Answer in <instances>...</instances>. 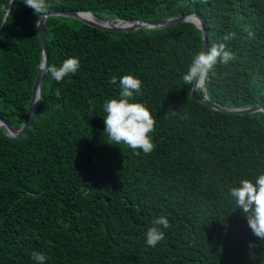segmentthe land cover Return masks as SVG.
Returning <instances> with one entry per match:
<instances>
[{"label": "trees", "instance_id": "16d2710c", "mask_svg": "<svg viewBox=\"0 0 264 264\" xmlns=\"http://www.w3.org/2000/svg\"><path fill=\"white\" fill-rule=\"evenodd\" d=\"M7 2L0 0V21ZM46 3L47 11L100 19L194 10L207 50L224 43L235 55L204 78L208 99L264 107V0ZM35 18L14 0L0 34V116L14 127L40 60ZM229 31L237 36L224 41ZM45 36L47 68L28 125L15 137L0 127V264H39L33 252L47 257L44 264H264V242L229 195L240 180L264 174V113H225L191 97L183 74L201 50V31L188 21L109 31L51 15ZM70 57L80 68L56 82L48 67ZM126 74L142 81L130 102L143 103L156 120L150 154L113 145L104 132L103 105L120 98ZM160 215L171 226H161L164 240L149 247L145 233Z\"/></svg>", "mask_w": 264, "mask_h": 264}, {"label": "clouds", "instance_id": "9594fccd", "mask_svg": "<svg viewBox=\"0 0 264 264\" xmlns=\"http://www.w3.org/2000/svg\"><path fill=\"white\" fill-rule=\"evenodd\" d=\"M24 3L37 17L47 13L46 0H24ZM38 22L39 20L37 24ZM252 35L248 32V36ZM236 36V32L229 31L223 36V40L230 41ZM234 59V53L227 50L224 43L213 44L207 51L202 50L193 56L191 64L183 74V80L186 84L198 82L207 77L218 63L228 65ZM79 68V59L70 57L64 60L60 67L50 66L47 71L56 82H60L65 76L75 74ZM116 80V77H112L110 82L115 84ZM119 86L120 98L109 99L103 105L106 113L104 132L107 133L109 141L114 142L110 144L123 143L137 154L139 151L150 154L155 145L149 134L154 132L156 120L143 103L130 102L134 94H142V81L131 74H126L120 77ZM56 95L59 96V91ZM229 195L234 199L237 208L242 210L253 235L264 242V174H260L255 182L249 179L240 180L239 186L229 189ZM161 226L163 229L171 226L164 215L154 219L153 227L145 233L147 246L155 247L164 240L165 233ZM250 247L254 248L256 245L250 242ZM32 258L39 264H44L47 259L41 252H33Z\"/></svg>", "mask_w": 264, "mask_h": 264}, {"label": "water", "instance_id": "95a60500", "mask_svg": "<svg viewBox=\"0 0 264 264\" xmlns=\"http://www.w3.org/2000/svg\"><path fill=\"white\" fill-rule=\"evenodd\" d=\"M14 0H8L7 5L5 7L4 14L0 21V34L4 27V24L7 20V17L11 11V7ZM89 14L90 18L82 17L80 14ZM51 15H59L77 19L82 23L96 27L102 30L109 31H131L138 28H160L167 24H170L175 21H188L191 22L195 27H197L201 31V50L207 51V42H206V29L203 24L202 18L194 11H189L187 13L178 14L174 16H170L167 18L161 19H121L117 17H112L109 19H100L94 17L89 11H80V10H49L46 14L35 18V27L37 30L40 46H41V54L40 60L38 63L37 71L35 73L29 101L26 105L25 112L23 115L22 123L19 127H14L11 123H9L4 117L0 116V127L3 129L4 133L9 137H15L22 133H24L28 122L36 108L39 92H40V83L42 81L43 73L46 71L47 62H48V53L46 48V36H45V20L48 16ZM39 20L38 24L37 21ZM197 89L200 90L201 96H197ZM189 93L191 97L197 98L200 102L207 104L209 107L215 110H219L225 113H234V114H243V113H252L255 111H260L264 113V107L259 103H252L245 106L238 107H226L210 101L207 97L204 85V78L199 80L198 82H193L189 88Z\"/></svg>", "mask_w": 264, "mask_h": 264}, {"label": "bare ground", "instance_id": "6f19581e", "mask_svg": "<svg viewBox=\"0 0 264 264\" xmlns=\"http://www.w3.org/2000/svg\"><path fill=\"white\" fill-rule=\"evenodd\" d=\"M82 17H85V18H90L91 16L89 15V14H87V13H85V14H80Z\"/></svg>", "mask_w": 264, "mask_h": 264}]
</instances>
